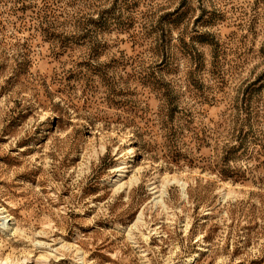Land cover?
Masks as SVG:
<instances>
[{
    "label": "rangeland",
    "instance_id": "374dc122",
    "mask_svg": "<svg viewBox=\"0 0 264 264\" xmlns=\"http://www.w3.org/2000/svg\"><path fill=\"white\" fill-rule=\"evenodd\" d=\"M0 264H264V0H0Z\"/></svg>",
    "mask_w": 264,
    "mask_h": 264
},
{
    "label": "bare ground",
    "instance_id": "6f19581e",
    "mask_svg": "<svg viewBox=\"0 0 264 264\" xmlns=\"http://www.w3.org/2000/svg\"><path fill=\"white\" fill-rule=\"evenodd\" d=\"M129 150H130V154L135 153L134 150H133V148H130ZM124 169H126V167H125V168L121 167V168L119 169V172H120V174L118 175L119 177H122L123 173H125V172H124ZM178 184H179V182H178ZM180 186H181L182 191L186 189V187H185L184 184H181ZM155 193H158V191H156ZM164 193H165V192L163 191L162 194L159 196L160 199L163 198ZM157 199H158V198H157ZM157 199H156V200H157Z\"/></svg>",
    "mask_w": 264,
    "mask_h": 264
}]
</instances>
